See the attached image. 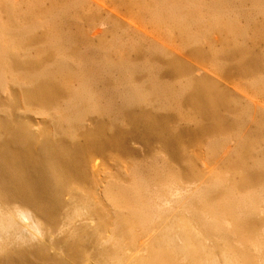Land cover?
<instances>
[{
	"label": "bare ground",
	"instance_id": "bare-ground-1",
	"mask_svg": "<svg viewBox=\"0 0 264 264\" xmlns=\"http://www.w3.org/2000/svg\"><path fill=\"white\" fill-rule=\"evenodd\" d=\"M121 1L125 5L130 2L133 5L131 0ZM182 1L147 0L144 5L148 11L151 10L152 21L160 29H165L164 42H151L155 44L149 52L153 55L145 67H140L139 63L130 59L118 58L114 61L108 58L109 54L107 58L104 54V61L100 58V61L96 60L98 56L91 61L89 58V63L101 66L104 74L119 72V79H108L110 88L113 90V86H121L117 91L115 89L122 96H119L120 100L123 98L121 111H127L125 117L127 114L135 125L142 127L140 131L143 133H138V138L143 139L148 146L151 141L157 140L179 156L181 140L197 128L210 134L216 131L217 135L219 132L228 133L225 129L239 132L233 133L236 137L231 134L238 138L240 146L234 157L228 160L230 170L227 173L233 175L226 177L215 174L207 182L195 185L187 183L184 176L178 175L169 166V172L168 169L166 171V165L161 170V163L156 165L159 169L151 165L155 170L144 173L138 169L132 172V180L128 185L106 173L102 175L104 170L99 158L105 156L107 148L120 143L119 139H114V135L106 136L108 133L101 120L89 129H85L83 121L89 114L104 115L115 109V106L112 107L115 103L113 94L107 105L104 106V102L103 105L99 104L98 100L103 96L101 94L98 99L91 89L94 78L85 75L87 66L83 69L69 67L70 54L63 48V43L69 44L73 37L58 30L56 24V30L45 37V45L42 43L36 50V56L37 53L39 56L34 57L35 48L32 49L34 54L30 52L33 25L29 22L26 24L30 25L22 26L18 6H13V1L11 4L7 0V8L6 4L4 8L13 17L5 20L0 14V84L3 85L0 89L3 90L7 81L13 87L16 85L21 96L17 98L21 99L25 108L23 114L16 116L15 112L14 116L13 111L8 112L0 120V264H264V117L262 120L253 117L256 118V127L251 134L249 131L250 138L245 136L242 132L251 115V108L246 105L240 109L239 106L233 107L231 98H227L223 89L219 90V83L207 77L193 76L191 68L179 59L181 55L178 57V53L182 50H178L175 42L180 38L183 50L190 47L187 53L198 62L194 64L198 65V60L201 62L195 68L197 66L205 71L212 69L226 79L235 76L255 78L257 90L258 84L264 83V75H261L264 53L251 52L252 48L249 50L244 43L237 44L233 49L221 50L219 47L220 52L210 43L211 48L205 50L204 45L197 44L198 37L193 39L190 35L191 26L195 24L194 20L200 22V18H203L208 23L206 28L219 27L218 23H223L222 19L225 18L223 11L226 10L218 8L222 7L223 1L212 0L213 5L209 2L210 6H206L203 15V0ZM249 1L253 3L254 9L264 6V0ZM179 2L184 5V10L180 7L181 12L179 9L176 11ZM129 6V9L132 8ZM62 12H66L65 9ZM35 14H28L27 20H31ZM225 23L228 24V21ZM218 29L226 31L224 36L226 42L229 40L230 43H234L238 35L244 32L234 31V36L238 34L235 39L231 38V30ZM166 40L174 41L171 43L173 47H168ZM40 54H45L48 60L44 62L47 57L43 59ZM235 56L238 60L235 58L237 62L231 64ZM143 69L147 72L142 75L145 79L137 80L135 76ZM193 71L195 73V69ZM95 75L99 77L100 74ZM65 76L81 80L80 86L74 89L73 83H66ZM180 76L185 78L183 83L166 81ZM9 94L8 99L13 103L11 100H14L15 95ZM250 95L247 93L246 97ZM256 100L253 99V103L258 105ZM171 104L191 105V109L195 110L194 119L188 115L190 120H196L199 116L205 122L192 129L180 130L169 124V116H160L159 110L151 114L136 108L145 105L160 106L161 109V106L172 107ZM222 108L225 113L224 110L221 112ZM6 109L3 107V110ZM180 109L179 116L185 117L188 113ZM28 112L35 115L34 121L28 122L26 119ZM41 116L51 118L48 121L55 122V126L50 127L47 121L49 128H46V118L42 117V120L39 118ZM222 144V140L214 141L211 147L215 151ZM256 146L261 149L256 150L257 154ZM155 160L158 163V158ZM194 171L191 165L190 174L195 176L197 173ZM138 229L143 231V236ZM147 234L150 237L145 239ZM133 249H138L136 252L139 254L127 253ZM139 249L142 251L139 252Z\"/></svg>",
	"mask_w": 264,
	"mask_h": 264
},
{
	"label": "rangeland",
	"instance_id": "rangeland-1",
	"mask_svg": "<svg viewBox=\"0 0 264 264\" xmlns=\"http://www.w3.org/2000/svg\"><path fill=\"white\" fill-rule=\"evenodd\" d=\"M0 1H1L0 2V14H1L2 18L3 19H5L7 17L12 18L13 15H11V16L8 15L9 11L5 10V8H4V5L6 4L7 0H0ZM2 1H4L3 2L4 4L2 3ZM8 1H9V3L11 2V4L13 1L12 5L18 6L17 10H18V13H20V17H21L20 23H22V26H26V25L28 26L30 24L33 25L32 30H34V31H32V32H34V33L32 35L34 37H32L33 43H32V47H31L30 52L32 54L35 53L34 57L39 56V53H37L38 55L36 56V50L42 46L41 45L42 43H44V45H45V41H46L45 37L48 36V34H50L51 32L55 31L56 25H57L58 30L60 29L62 31H65V32L71 34V36L74 38V39L72 38V40L70 39L73 43L72 42H70L69 44L63 43V48H65L66 51L69 52V54H70L68 57V59H69L68 63H70L69 67L70 68L83 69L84 66H87L86 70H84L85 75L93 76L92 78H94L93 79L94 82L91 83V87H92L91 89H93V91L96 93L98 99L101 98V94L103 96L101 98V100L97 99L99 104H102L104 102L103 103L104 106L107 105L109 99L112 96H113V102H115V103L117 102L116 104L115 103L112 104V107L115 106V109L113 108L109 114L99 115V113H92V114H89V116L87 115L89 118L86 116V118L83 121L84 126L86 125L85 129H89V128H93L96 125V123L101 120L104 123L106 130H107V133H108L106 136H113L114 135V137H113L114 139L115 138L119 139L120 143L114 144L113 147L107 148L105 150V153H104L105 156H103V158H101V157L99 158V162H101L100 164L103 165L102 171L104 170L103 172H101L102 175L105 176V173H106V175H111L114 178H116V180L118 179V181H120L122 183L124 182V184L127 183L126 185H128L132 180L131 179L132 178V176H131L132 172L134 173V171L140 169L142 172L146 173V172H149L150 170L154 169L155 167H157V169H159V167H158L159 163H161L160 168H162V165H163V168L161 170H164V167L166 165V171L168 169L167 172H169L170 169L176 170L175 172H177L178 175L184 176L183 178L187 180V183L188 182L192 183V185L200 184V183H202V181L207 182V180H210L212 178V175H215V174H217L219 176L223 175L226 177L230 176L231 174L233 175V173H227V171L230 170L229 165H228L229 164L228 160L232 156L234 157V154H236L235 153L236 150H238L240 148L239 143H237L238 138H234V137H236L234 134H236L238 132L237 130L225 129L226 131H228V133L222 132V134H219L220 133L219 132L217 135L216 131H215L216 133L212 132L210 134V133H204L202 131H199L197 128V130L192 131L190 135L184 136L183 139L181 138L182 143H181V146L178 147V149H180V155L179 156L175 155L171 149L164 146L161 142H159L157 140L151 141L150 145L148 146V145H146L145 141H143V139L138 138V135L143 133L142 131H140V130H142V127L139 128L137 125H135L132 122V120H130V117L127 116V114L125 117V112H127V111H125V110L121 111L122 106L124 104L123 98H121V100H120V98H119L120 95L117 92H115V89L117 88L116 89V91H117L121 86L120 87H119V85L117 87L113 86V90L110 88L111 85L109 84L108 79L109 78H113L116 80L119 79L120 78V76L118 74L119 72L117 73V71L113 70L114 72L113 73L110 72L109 73L110 75L104 74L105 72H104V70H102L103 68L101 66L99 67L98 64L96 65V63H94L93 65H91L89 63V58L91 61V59H95L96 56H98L96 58V60L104 61L105 60L104 56L106 55V58H107V54H109L108 58H110V59L112 58V60H114V61H117L119 59L120 60L130 59L133 62L139 63L140 67L146 66L147 61L150 58H152L151 55H153V54H150L151 53L150 49H151V46L155 45V44H152L151 42L154 43L155 40L158 43L162 42L161 40H163V42H164V38H165V37H163L164 36L163 30H165V29H160L161 27H158L155 24V22L152 21L151 15L149 12L151 10L148 11L146 6L144 7V5L147 3V0H136L135 3H134L135 0H131V1H133V5L130 4L131 2L125 5L124 1H121V0H98V1L97 0H8ZM112 1H113V4H112ZM114 1H115V3H114ZM127 1H129V0H127ZM140 1H141V3H140ZM149 1L151 2L153 0H149ZM213 1L215 2L216 0H213ZM222 1H223V3H222ZM222 1H221L222 7H218V8L220 10H226V11H223L224 16H225V18L222 19L223 23L220 21L218 23L219 27H218V25H217V27H215L216 25L214 24L215 26H211V27L209 26L208 28H206V25L208 26V23H205L206 19H203V18H200V20L198 19L200 22H197L194 20L193 22L196 24V26H195V24H192L193 25V26H191L192 30L190 29V35L193 37V39H197L196 37H198L197 44L199 43L198 45H200V46L204 45L205 50L206 49L209 50L211 47H213L212 45H215V48L220 52L219 47L221 48V50L224 48L233 49V47L238 46L237 44L241 45L242 43H244L247 45L246 47H248L249 50L252 48L250 50L251 52L253 51V52L258 53V54H261V53L263 54L264 53V42H263L264 41V39H263L264 38V8H263L264 6L262 8H255L254 9L253 8L254 6L252 7L253 3L249 0H244L246 3L242 2L243 0L242 1L241 0L240 1L239 0H236V1L235 0H222ZM225 1H226V3H225ZM137 2H138V5L136 4ZM209 2L211 5L214 4V2H212V0H205V1L203 0V4H205V5H204V7H201L202 8L201 15L204 14V9L207 10L206 6H208V5L210 6V4H208ZM154 3L155 2H153V6H154ZM179 3H180V5L177 6L179 8H177L176 11L178 9L180 10V7H183V10H184V5H182V3H184V0L182 1V3L181 2H179ZM134 4L136 5V7ZM7 5L8 4L5 5L6 8H7ZM140 5H142V6H140ZM231 5H233V6H231ZM9 6H11V5H9ZM128 6L134 8V9H132V8L129 9ZM64 9L66 12H62ZM110 10L111 11L113 10L114 12H111ZM130 10L134 11V13ZM261 10H263V11H261ZM32 12L36 13L35 16L31 17L32 18L31 20H27V17ZM130 12L133 13V15ZM180 12H181V10H180ZM193 12H195V11H193ZM63 13H65V14H63ZM148 13H149V15H148ZM12 14H13V12H12ZM43 14H45V15L48 14V15L44 16ZM136 14H138V15H136ZM144 14H146V16ZM22 15L23 16L25 15V17H23ZM75 15H77V16H75ZM57 17H58V19H57ZM68 17H71V18H68ZM60 19H62V20H60ZM5 20H8V19H5ZM23 20L25 21V23H23L24 22ZM63 20L65 23L66 22L67 23L65 24L64 22H62ZM35 21H36V23L34 25ZM227 21H228V24L225 23ZM29 22H30V24H26ZM209 24H211V23H209ZM218 28L231 30L229 32L232 33L233 36H234V33H233L234 31H236V32L240 31L241 32L243 30L244 32L242 31L243 33L239 34V35L235 34L236 37L238 35V37H237L238 39L235 41L232 40L234 43H232V42L230 43L229 40H227V42H226V36H224L226 34L225 33L226 31L219 30ZM244 34H245V36H244ZM173 36L175 37V34H173ZM233 36H231V38L236 39V37L235 36L233 37ZM257 36H258V38H257ZM64 38H67V36H65ZM166 39H167V37H166ZM117 40H118V42H117ZM115 42H116V44H115ZM125 42H127V43H125ZM165 42H168V40H166ZM172 42H174V41L170 40L166 45L168 47H173L171 45ZM179 42H181L180 38L178 40H176L175 44L178 45V50H182L183 52L179 51L178 57L181 55L179 57V59L182 60L183 63L185 62L184 64L189 66V68H191L192 73L194 74L193 76L196 77V75H197V77H207L211 80H215L217 82V84L219 83L218 84V88H220L219 90L222 91V89H223L224 91H222V92L225 93L227 98L228 99L231 98L233 107L236 106L235 108H237V106H239L238 108L240 109L241 107H244V105H246V106H249L251 108L252 112L250 114L252 115V117H251V115H250V117H248L249 118V119H247L248 123L246 121V123L244 125V128L246 130L243 128L245 133L242 132L245 136L250 138L249 131L251 134L253 132L252 130L255 129V127H256V121L254 119L257 118L258 120H260L261 118L264 117V95H263L264 91H262L263 93L261 92V88L264 87V83L261 82L258 84V86H259L258 89L260 90L259 91L255 88V85H254L255 81H256L255 78L235 76V77H230L229 79H226L224 76H221V75L218 76V74L216 72H214L212 69L211 70L209 69V71H208L207 68H205L207 70V71H205V70H203V68L197 67V66H200V63H201L200 60H198L199 61L198 65L194 64V63H198L197 59L192 57L191 54L187 53L190 51V47H188L189 45L188 46L185 45V47H188L189 50H187L188 48H185L183 50L184 45L182 46L181 45L182 43L180 44ZM222 42H224V43H222ZM210 43H211V47H210ZM134 44H137L138 47L136 48V45H134ZM33 45H37V47L33 46ZM131 45H133V46H131ZM191 45L194 46V43H192ZM216 45H217V47H216ZM67 47H69V50L67 49ZM33 48H35L33 50L34 53L32 52ZM180 48H182V49H180ZM93 53H94V55H93ZM183 53H184V55H183ZM100 54H103V56ZM186 54H188V56H190V57H188ZM40 55L42 56L41 58H43V59L45 57H47L45 54H43V55L40 54ZM80 56H82V57L84 56L83 59ZM77 57L79 58L78 61L75 60V59H77ZM236 57L237 56H235L234 59H231V64L237 62L236 60H238V58H236ZM80 58L83 61H81ZM98 58H100V60ZM235 58H236V60H235ZM43 59H42V61H43ZM47 60H48V57L44 59V62ZM70 60H72V61L75 60V61H73L75 63H71ZM79 61H81V62H79ZM77 62H79V63L77 64ZM94 65H95V67H92ZM195 65H197L196 68H195ZM194 69H195V73L193 71ZM101 70H102V72H101ZM200 70H201V72H200ZM205 72H207V75ZM94 73L95 74L99 73L100 74V75H98L99 77H97V75L94 76ZM101 73H102V75H101ZM159 73H160V75L163 74L162 72H159ZM202 73H204V74H202ZM146 74H147L146 70L143 69V72L137 73L135 78H137V80H139V79L142 80V78L145 77V76L143 77L142 75H146ZM261 75H264V69H262ZM105 76H106V78L107 77L108 78L105 79ZM180 77H178V79H176V77L171 78V79H166V81L168 80V83L174 82L176 84V82H177L178 84H180V83H183V80L185 81L184 77H181V78ZM65 78L67 80L66 81L67 84L73 83L72 86L74 89L78 88L80 86L81 80H78L77 78H73V77H71L69 79L67 76H65L64 79ZM102 80H103V82H102ZM82 81H83V79H82ZM248 82H250V83H248ZM75 84H77V85H75ZM10 85H11V83L9 81H7V83L4 84V88L6 87V89L3 88V90H1L3 85L0 84V86H2V87H0L1 88L0 89V120H2L1 118L6 117L7 116L6 114L8 112L12 113V111H13L14 116L16 114H17L16 116H18V115L24 113L23 110L25 107L23 106V102L21 101V99H19V97L21 98V96L18 95L20 92V91H17L18 87H16V85H15V87H16L15 88V87H13L14 86L13 84H12L13 86L12 85L10 86ZM253 86H254V88H253ZM100 88H102V89H100ZM251 89L252 90L255 89V91L257 93L255 91L252 92ZM11 90H13V91L11 92ZM104 90H106V91H104ZM9 93L15 95V98L13 95L14 100H11V101H13V103H11L9 101L10 99H8ZM247 93L249 95L251 93V95H250L251 97L250 96L246 97ZM253 93H256V95ZM110 95H112V96H110ZM253 95H255V97L257 96L256 97L257 100L255 99V97ZM17 96H19V97L17 98ZM114 96L116 99L114 98ZM120 97H122V96H120ZM245 98L246 99L248 98L249 101H248V99L246 100ZM252 98L257 101L258 105L253 103L254 101ZM236 102L238 105L236 104ZM9 103H11V104H9ZM251 104H252V106H251ZM32 105H34V104H32ZM32 105L30 106L31 108L37 107V105H34V107ZM168 106L169 105L161 106V109H160V106H145V105L142 106L141 105L140 107H136V108L138 111L143 109V112H150L151 114L156 113L159 110L158 112H159L160 116L163 115V116H165V118L169 116L168 120H167L169 122V124H171L172 126L173 125L177 126L178 129H180V130L192 129V128L196 127L197 124H200V123L203 124L205 122L199 116L196 118V120H192V119H194L193 118V114H194L193 111L195 109L194 108H193L194 110L191 109L192 106L189 104H185V105L180 104L178 106L172 105V107L169 106L170 108ZM3 107H5V109L6 108L7 109L3 110ZM175 107H176V110H175ZM152 108H154V110H156V111L152 110ZM165 108L167 110H165ZM18 109H20V110H18ZM119 109L121 112L119 111ZM170 109H172L171 112H170ZM179 109H180V111H182V109H183V111L185 110L186 113H188V114H186V115L183 114L185 117H180L179 116ZM173 110H175V111H173ZM223 110H224V108L221 109V112H223ZM15 112H16V114H15ZM225 112L226 111L224 110V113ZM120 113L123 115H121ZM229 114H231V113H229ZM28 115H27L28 118H26L28 120V122L31 120L34 121L36 119V118L34 119L35 115L32 114L31 112H28ZM188 115L191 116L192 121L190 120V117ZM30 116H32V117H30ZM186 116L188 118H186ZM42 117L43 116H41L39 118L42 119ZM253 117H256V118H253ZM43 118H46L45 119L46 128H49L47 125L48 122H49L50 127L55 126V124H54L55 122L52 123L51 121H48L51 118H48V116L47 117L45 116ZM252 118H253V120H252ZM42 120H44V119H42ZM186 120H188V121H186ZM82 130H84V128ZM201 132H202V134H201ZM131 133H132V135H130ZM138 133H140V134H138ZM231 134H233L234 137ZM217 138H218V140H217ZM220 140L223 141L222 146L219 148H215L217 150L214 151V149H212V147H211V144H213L214 141L217 142ZM179 145H180V143H179ZM207 145H209V146H207ZM256 150L260 151L261 150L260 146H256L255 151ZM257 151H256V154H257ZM214 152H215V154H214ZM104 158H106V159H104ZM157 158L159 160L158 163L155 160ZM152 161H154V162H152ZM184 161H187V162H184ZM251 162L252 161H249V163H251ZM151 165H153L154 168H151L150 167ZM156 165H158V166H156ZM191 165L193 167V170H195L194 173L195 174L197 173L195 176L190 174ZM168 166L170 169L168 168ZM179 172H180V174H179ZM192 177H193V179H192ZM197 179L199 181H197ZM138 230H139V233L141 232V236H143L142 235L143 231H141L140 229H138ZM141 236L139 237V239L142 241ZM149 237H150V234L145 235V239H147ZM136 251H138V249L128 250L127 253L133 254V252H134L136 254H139ZM140 251H142V250L139 249V252ZM52 252H53V250H52ZM125 259H126V257H125Z\"/></svg>",
	"mask_w": 264,
	"mask_h": 264
}]
</instances>
